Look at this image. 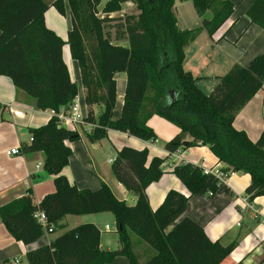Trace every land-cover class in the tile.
<instances>
[{
    "label": "trees",
    "instance_id": "1",
    "mask_svg": "<svg viewBox=\"0 0 264 264\" xmlns=\"http://www.w3.org/2000/svg\"><path fill=\"white\" fill-rule=\"evenodd\" d=\"M67 1L72 30L64 41L45 22L52 7L65 15L64 0H0V76L34 99L39 110L53 112L46 125L29 129L31 142L24 151L43 155L44 170L54 178L55 186V192L38 205L29 193L0 207L2 223L16 242L29 246L44 235L34 218L37 211L44 212L54 231L66 228L61 222L67 216L114 215L119 249H101L99 229L86 223L28 252V264H110L119 256L130 264H142L133 252V237L155 251L143 264H222L236 243L212 242L186 216L191 197L218 192L223 183L217 176L189 163L176 165L172 174L184 185L187 196L171 190L152 211L146 189L160 181L166 159L149 160L147 148L124 147L112 165L116 180L134 196V206L117 199L104 183L96 191L80 190L64 175L73 154L69 143L78 141L80 134L61 127L57 118L60 109L71 106L78 97L63 48L69 45L80 68L88 108L84 121L93 126L85 134L91 143L104 140L109 131L154 141L157 137L147 122L159 116L181 130L166 143L168 153L208 146L227 166L224 173L250 175L246 189L250 202L264 196V132L253 143L233 123L236 114L264 87V55L248 67L235 65L205 95L196 86L197 79L184 70L185 49L202 30L213 37L226 24L235 10L230 1L190 0L200 18L209 10L213 17L203 20L201 27L185 31L178 27L176 0H112L103 13L97 10L100 0ZM128 2L137 7V16L110 18ZM246 16L250 24L264 30V0H255ZM116 21L120 23L112 27V38L107 26ZM118 74H125L127 82L121 115L114 119ZM98 105L103 111L96 117L94 107ZM187 135L190 142H186ZM258 264H264V258Z\"/></svg>",
    "mask_w": 264,
    "mask_h": 264
},
{
    "label": "crops",
    "instance_id": "2",
    "mask_svg": "<svg viewBox=\"0 0 264 264\" xmlns=\"http://www.w3.org/2000/svg\"><path fill=\"white\" fill-rule=\"evenodd\" d=\"M221 1H230L234 5L235 10L231 18L213 37H210L206 30H202L185 49L186 59V50L190 46V71L187 72L197 79L196 86L205 95H210L220 78L235 65L248 67L256 57L264 55V30L250 24L246 16L255 0ZM129 5L133 4L130 2L122 4V11L115 14L122 15L131 10ZM64 6L65 15H60L52 7L45 14V22L48 28L67 41L68 33L72 30V17L67 0H64ZM174 13L178 27L182 31L199 28L203 20H211L213 17V12L209 10L200 18L190 0H176ZM63 59L71 79L78 85V97L75 100L78 112L86 118L88 108L80 68L71 56L69 45L63 48ZM116 81L117 104L114 119L121 115L126 75L118 74ZM10 108L13 113L10 112ZM102 111L101 105L94 107L96 117ZM52 116L51 111L39 110L35 100L15 88L9 78L0 76V207L28 196L29 193L34 204L38 205L46 195L55 192L54 178L44 170L43 155L24 151L31 142L29 129L46 125ZM147 126L154 131L156 143L141 141L117 131H109L107 138L91 143L83 128L70 127L69 129L79 132L80 139L69 143L73 154L69 165L63 171L64 175L80 190L96 191L104 183L117 199L134 206L136 203L134 196L116 180L112 172L104 171L100 155L102 152L103 155L108 152L111 156L108 162L112 169L113 163L110 160L115 161L122 148L131 147L138 150L147 148L149 160L153 157L166 159L162 166L164 172L162 178L146 189L150 209L155 211L169 191L175 190L185 196L188 194L181 181L172 174V169L176 165L189 163L214 175L224 173L227 168L208 146L180 149L170 155L165 145L181 130L159 116H152ZM233 127L244 132L253 143L259 139L264 132V87L236 114ZM191 140L192 138L187 135L186 142ZM16 148L20 149L19 155H7V151ZM250 184V175L241 172L229 173L216 194L198 195L189 199L186 216L199 224L212 242L219 241L223 246L236 243V249L222 264H258L264 258V196L246 202V189ZM109 222L113 224V228ZM86 223L93 224L99 229L101 249L110 251L119 249L116 220L111 213L67 216L61 222L66 228L60 233L63 234ZM113 234L114 237L111 236ZM56 237L52 238L49 235L47 239L41 238L38 242L25 246L11 237L0 219V264H28L26 260L28 252L48 245ZM132 249L142 264L155 254L153 249L136 237L132 238ZM110 264L130 263L126 257L119 256Z\"/></svg>",
    "mask_w": 264,
    "mask_h": 264
},
{
    "label": "built area",
    "instance_id": "3",
    "mask_svg": "<svg viewBox=\"0 0 264 264\" xmlns=\"http://www.w3.org/2000/svg\"><path fill=\"white\" fill-rule=\"evenodd\" d=\"M10 112L13 113V110L10 108ZM58 118V123L61 127H66V128H70V127H78V128H83L85 132H89L92 129V125L85 123L84 119L78 112V106L75 104V102L69 106V107H65V108H61L60 112L57 115ZM152 143H156V140L151 141ZM20 154V149L16 148V149H11L9 151H7V155L8 156H15V155H19ZM170 154V153H169ZM171 155V154H170ZM111 163H114V160H110ZM205 173L207 174H212L209 171L205 170ZM214 175V174H213ZM218 177V179L224 183L226 181V179L228 178L229 174L226 173H216V175ZM246 202H250L249 201V197L247 196ZM250 207L252 208V206L250 205ZM34 218L35 220L42 226L43 230H44V235L43 236H49L50 234L54 233V229L55 226L53 224H50L48 222V219L46 217V215L44 214V212L42 211H37L34 214ZM264 222V221H263Z\"/></svg>",
    "mask_w": 264,
    "mask_h": 264
},
{
    "label": "rangeland",
    "instance_id": "4",
    "mask_svg": "<svg viewBox=\"0 0 264 264\" xmlns=\"http://www.w3.org/2000/svg\"><path fill=\"white\" fill-rule=\"evenodd\" d=\"M48 1V0H47ZM133 4V3H132ZM126 6V5H125ZM128 7V6H126ZM129 7H131L129 11H127L126 13L124 14H120V15H110V18H113V19H125L126 17L128 16H131V15H134V16H137L139 14V11L137 10V7L133 4V5H129ZM120 22L116 21V22H112L111 24H109L107 27L108 31H110L111 33V36L112 38H115V31L114 29H112V27H115L117 24H119ZM111 27V28H110ZM122 44H127L126 42H123ZM184 68L186 71H190V46L189 48L186 50V59H185V63H184ZM106 151V150H105ZM111 158V156L108 155V152L106 151L105 155H103V152L102 154L100 155V161H101V164L103 165V169L105 172H108V173H111L112 172V169H111V166H109V159ZM43 170V168H42ZM113 174V173H112ZM113 228V224L111 222H109ZM6 228V227H5ZM7 230V229H6ZM8 232V230H7ZM9 233V232H8ZM10 234V233H9ZM60 231L58 230V232H54L52 234H50V237H56L58 235H60ZM111 236H115L114 234L111 235ZM12 237V236H11ZM42 238L44 239H47V236H43ZM110 238V236H109ZM148 245V244H147ZM149 246V245H148ZM150 247V246H149ZM150 249H152L150 247Z\"/></svg>",
    "mask_w": 264,
    "mask_h": 264
},
{
    "label": "water",
    "instance_id": "5",
    "mask_svg": "<svg viewBox=\"0 0 264 264\" xmlns=\"http://www.w3.org/2000/svg\"><path fill=\"white\" fill-rule=\"evenodd\" d=\"M112 0H100V4L97 8L99 13H103L105 11V9L107 8L108 4L111 2ZM187 143H184V145L186 146Z\"/></svg>",
    "mask_w": 264,
    "mask_h": 264
}]
</instances>
